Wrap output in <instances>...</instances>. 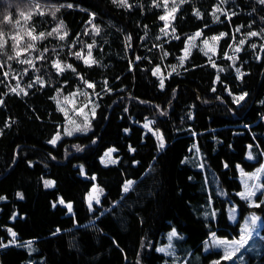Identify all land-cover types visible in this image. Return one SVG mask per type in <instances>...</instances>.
Masks as SVG:
<instances>
[{"label":"trees","instance_id":"1","mask_svg":"<svg viewBox=\"0 0 264 264\" xmlns=\"http://www.w3.org/2000/svg\"><path fill=\"white\" fill-rule=\"evenodd\" d=\"M165 1L0 0V264H163L158 246L173 229L189 254L213 233L238 237L250 210L264 214L263 193L252 205L239 177L264 163V3L183 0L167 34ZM198 30L225 33L218 52L195 48L169 71ZM83 80L96 116L53 144L67 119L58 98ZM111 146L119 161L104 165ZM95 181L104 194L91 208ZM201 262L264 264V251L241 263L213 250Z\"/></svg>","mask_w":264,"mask_h":264},{"label":"rangeland","instance_id":"2","mask_svg":"<svg viewBox=\"0 0 264 264\" xmlns=\"http://www.w3.org/2000/svg\"><path fill=\"white\" fill-rule=\"evenodd\" d=\"M183 0H166L167 11L164 13L166 17L165 24L167 31L169 33L171 23L170 21L174 18V13L179 6V3ZM200 33L199 36L196 34ZM202 30L196 31L191 35L187 42L186 46L183 49V53L180 56V59L177 63L173 64L169 71L176 70L177 67L182 66L187 61V58L192 53L195 48H199L209 57L214 56L218 52L220 38L225 35L224 32L216 33L212 36H204ZM218 39H214L217 38ZM207 41V43H205ZM232 51L229 53V56L232 57ZM240 71V70H239ZM154 73L160 78L161 84L164 86L166 74L163 72L162 66H157L154 69ZM240 73V72H239ZM89 84L93 83L89 80H83L82 84L74 91L61 95L58 98L59 108L66 114V122L61 126L60 130L52 138L51 142L55 140L57 144L63 137L71 136L79 132H87L89 130V125L93 122L94 117L96 116L98 109V97L95 92L92 90V87H89ZM143 125H147L146 129L153 132L159 143L161 144V138L163 145L165 144V137L163 132L154 128L150 124V120L147 119L143 122ZM71 132V135L68 133ZM111 153L110 156L106 155ZM117 148L111 146L107 148L104 153L100 156V160L104 165L116 164L119 161V156L116 155ZM264 155V151H263ZM247 158L250 160H256L257 155L253 146L250 145L247 151ZM112 161H115L114 163ZM83 166V165H82ZM239 177L243 183V189L240 191L241 194L251 193L246 199L250 201L252 205L257 203L256 194L258 192L263 193L264 201V182L261 178L264 175V163L252 171H248L242 166H239ZM82 174L87 175L85 167H82ZM104 194L103 187L95 181L87 193L86 200L89 207L94 208L95 204H99L102 200ZM245 197L244 195H241ZM3 196L0 195V202L3 200ZM65 204L71 205L70 202H65ZM72 211L71 209H69ZM229 219L232 223H238L239 218V207L234 202L228 206ZM264 214L259 212L256 209L250 210L247 215L240 221V233L239 236H222L217 233H213L205 242L201 250L191 251L190 245L186 241L185 235L173 229L166 234L167 241L159 244L158 250L164 249L161 251L166 254V259L163 264H204L201 262L202 255L206 254L213 250H220L223 253V258L226 256L229 258V261H239L241 263L247 262L251 256L258 257L264 251ZM14 231H11V234ZM175 232V235L172 233ZM15 233V232H14ZM16 234V233H15ZM248 236V237H246ZM251 239H248L250 238ZM249 240V242H248ZM237 241H242V243H236ZM188 254V255H187Z\"/></svg>","mask_w":264,"mask_h":264},{"label":"snow or ice","instance_id":"3","mask_svg":"<svg viewBox=\"0 0 264 264\" xmlns=\"http://www.w3.org/2000/svg\"><path fill=\"white\" fill-rule=\"evenodd\" d=\"M119 2H120L121 4H124V5L127 4V0H119ZM261 2L264 3V0H261ZM218 11H219V9H218ZM197 14H198V13H197ZM161 19H166V17L162 16ZM97 31H99V30L97 29ZM196 35L199 36L200 33H197ZM251 35L255 36V35H257V33L253 32V33H251ZM61 38H63V37H61ZM34 39H35V37H34ZM214 39H218V37H217V38H214ZM205 43H207V41H206ZM2 46H3V45L0 44V47H2ZM29 46H30V45H29ZM90 55H91V53L89 52V56H90ZM25 62L27 63L28 61H25ZM85 62L88 63L89 61L86 60ZM56 67H57L59 70H61V71L63 70L59 64H57ZM69 67H70V66H69ZM161 86H163V85L161 84ZM89 87H92V85L89 84ZM13 90L15 91V89H13ZM240 99H243V97L241 96ZM145 127H147V125H145ZM68 134L71 135V132H69ZM52 143H55V140H53ZM161 147H163L162 138H161ZM106 155L110 156L111 153L109 152V153H107ZM112 162L114 163L115 161H112ZM45 183H46V185H49L51 182L46 181ZM127 190H128V186L125 187V191H127ZM241 195H244L245 198H247V196H248V195H251V193L241 194ZM61 203H63V201H61ZM68 207H69V209H71V205H68ZM15 235H16V234L13 232V233H12V236L15 237ZM172 235H175V232H173ZM236 243H242V241H237ZM161 251H164V249H161ZM225 258H229V257L226 256Z\"/></svg>","mask_w":264,"mask_h":264}]
</instances>
